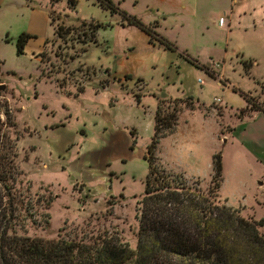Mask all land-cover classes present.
Returning a JSON list of instances; mask_svg holds the SVG:
<instances>
[{
  "label": "rangeland",
  "instance_id": "374dc122",
  "mask_svg": "<svg viewBox=\"0 0 264 264\" xmlns=\"http://www.w3.org/2000/svg\"><path fill=\"white\" fill-rule=\"evenodd\" d=\"M30 1L7 0L0 7V121L7 123L5 130L17 143L16 164L24 188L27 183L31 185L32 197L36 194L55 196L45 211L50 215L49 224L44 227L28 222L27 236L48 240L59 236L89 239L103 232H118L131 248H136L137 210L144 193L147 162L139 156L130 159L123 167L126 173L123 183L114 180L112 190L115 196L101 199L88 194L87 190L83 192L82 184L71 186L65 172L60 170L63 163L50 164L45 169V148L53 138H60L65 133L71 144L84 149L86 160L83 163L93 165L89 161L91 154L106 147L96 146L94 143H99L98 140H92L100 130L95 119L101 125L106 118L127 119L128 116L139 132L138 152L154 135V115L159 101L163 102V108L170 110L174 101L182 98L180 78L184 76H191L197 83L198 91L192 97L196 109L185 108L181 101L178 104L182 110L178 115L177 132L162 138L159 144L161 163L180 173L189 185L207 189L213 174V155L221 153L222 177L228 179L223 193L241 190L238 184L241 181L247 183L248 188L255 185L260 176L259 169L247 170L240 166L238 154L235 155L236 147L231 141L220 142L217 137L219 119L213 113L208 115L212 108L219 115L223 113L220 107L223 108L226 101L235 110L228 106V113L240 117V113L246 110L242 107L247 103L241 93L257 100L264 99V89L254 76L256 71L260 72L259 68L246 72L242 57L236 55L237 47L245 46L246 42L235 34L229 36L226 29L218 26L219 17L224 16L225 2L75 0L73 4L71 0H34L51 11L53 25L49 23L30 42L34 46H27L24 54L19 55L18 37L29 32L31 13L27 6L30 7ZM123 13L139 18L145 25L156 24L157 36L171 42L176 49H166L160 40L149 42L139 28L140 31L133 32L135 27H128ZM208 46L218 57L209 63L224 64L222 85L203 69H192L182 61L193 59L200 64L206 63L203 59ZM224 50L228 53L222 60ZM246 61L250 63L251 59L246 57ZM106 71L111 76H127L120 95L111 96L97 84L87 86L89 90L84 99H76L75 89L67 88L68 92H64L58 86L77 89L85 86L89 77H102ZM167 77L169 81H177L174 86H169V90L163 88ZM168 92L169 98L166 99L163 95ZM135 93L143 96L140 104L136 102ZM217 98L223 102L215 103ZM93 99L97 106L94 102L92 104L99 110L95 113L86 109ZM63 107L74 115L66 130L46 132L45 125L50 121L64 119ZM147 122L150 127L144 126ZM222 123V132H228L225 119ZM85 135H89L87 145L81 141ZM120 194L124 197L121 198ZM252 212L247 208L241 213L247 217ZM255 214V218L264 221V208H258ZM262 230L264 232V225Z\"/></svg>",
  "mask_w": 264,
  "mask_h": 264
},
{
  "label": "trees",
  "instance_id": "16d2710c",
  "mask_svg": "<svg viewBox=\"0 0 264 264\" xmlns=\"http://www.w3.org/2000/svg\"><path fill=\"white\" fill-rule=\"evenodd\" d=\"M71 2L74 4L75 0ZM123 18L128 25L144 31L149 42L160 40L166 49H176L171 42L157 36L156 24L145 25L126 13ZM31 37L28 33L18 37L19 55L24 54L25 44ZM188 60L215 75L210 67ZM244 67L247 70L246 62ZM241 94L247 102L242 114L264 111V100L259 102ZM180 101L185 108L196 109L193 98L187 97L176 99L170 110L163 108V102L159 101L155 112L154 135L146 148L148 173L137 210L139 227L135 249L118 232H103L89 239L59 236L48 240L27 236L28 222L44 227L49 224L50 215L45 211L55 196L32 197L31 185L27 183L24 188L16 164L17 143L5 130L7 123L0 121V264H264V221L244 217L240 209L220 199L221 153L213 155V174L207 189L189 185L180 173L161 163L159 144L176 130L182 110L178 106ZM108 205L112 206L111 201Z\"/></svg>",
  "mask_w": 264,
  "mask_h": 264
},
{
  "label": "crops",
  "instance_id": "0c3cea01",
  "mask_svg": "<svg viewBox=\"0 0 264 264\" xmlns=\"http://www.w3.org/2000/svg\"><path fill=\"white\" fill-rule=\"evenodd\" d=\"M7 0H0V7ZM187 3L189 0H180ZM194 2H200L201 0H193ZM204 2L210 3H221L225 2L222 14L224 16H220V18H224V22L222 25L218 24L220 28L226 29L229 36L232 34L240 37L246 45H240L237 47L236 55L242 57V62H246L248 64L246 72L250 73L252 68H259L260 72H255V80L257 83H260L262 90L264 89V0H203ZM19 2V1H18ZM27 8L30 10V27L29 34L32 36L29 41L25 44L24 52L27 46L31 45V41L36 39V36L41 33V31L48 26V24H52L51 20V11L48 10L47 6L43 4L37 3V1L31 0L30 7L29 4ZM182 8L186 9V5H182ZM53 25V24H52ZM135 27V26H128ZM133 32L137 33L140 31L137 27L132 29ZM146 35L149 40V36ZM47 41L45 44L47 45ZM30 43V44H29ZM45 45V46H46ZM216 46V45H214ZM171 50V49H170ZM215 50L209 46L205 49L204 59L206 63L200 64L201 66H208L214 69V77L217 78L218 84L222 85L224 80V71L225 67L223 65H219L215 67L214 64L209 63L215 62L218 60V57H215ZM260 52V55H258ZM227 50L223 51L221 55V59L224 60L227 54ZM246 57L251 59L249 63L246 61ZM199 58V57H198ZM245 58V59H244ZM200 59V58H199ZM253 60H255L253 62ZM184 63H187L191 66L192 69H198L197 66L193 65L191 62L182 59ZM204 62V61H202ZM224 62V61H223ZM253 62V63H252ZM253 66V67H252ZM220 67V68H219ZM244 67V66H243ZM245 69V67H244ZM199 70V69H198ZM191 72V70H188ZM104 76V77H103ZM102 77H89L85 86L77 87L67 86L62 87L60 89L64 92H68L69 88H73L76 90L75 98L76 99H84L85 95L89 88L88 85H102V89L105 93L115 96L120 91L123 90L127 76L118 77L117 75L111 76L108 75L106 71ZM177 81H169V77L166 78L164 82L163 88L169 90V86H174ZM180 83L182 86V98L185 99L187 97H194L197 93V83L193 80V78L184 76L180 78ZM228 89L230 86H227ZM68 88V89H67ZM95 87L93 86L92 89ZM67 89V90H66ZM264 92V90H263ZM72 95V93H69ZM95 96H99V93H95ZM166 99L169 98L168 95H163ZM134 97L138 104L142 101V94L135 93ZM179 99V98H178ZM218 99V98H217ZM262 99H258L259 102ZM97 102L93 99L89 104L86 105L87 111L98 112L99 110L96 108ZM223 101L215 103H222ZM224 107L222 109L223 113L218 114L215 108H212L211 111L208 112V115L211 113L215 114L216 118L219 119L217 127V137L220 138V142L228 143L231 141L234 147H236V154H238L237 160L240 166L245 167L247 170L259 169L260 176L258 177L255 185L253 187L248 188V184L244 182H239L238 184L241 187V190L238 191H228L227 193H223L226 183H228V179L223 180L221 185L220 194L222 201H225L226 204L230 207L240 209L241 212L243 209L250 208L252 210V214H248L247 217L253 216L256 217L255 211L258 208H264V111H249L246 114L240 113V117L237 115L231 116L228 113V103L225 101ZM231 110H234L232 106H229ZM65 112L64 119L60 121L52 120L47 125H45V131H60L66 130L67 126L70 124L73 113L70 109L63 107ZM247 108V103L244 107ZM48 109V108H46ZM97 110V111H95ZM238 110V109H237ZM235 111V110H234ZM54 113V112H53ZM210 113V114H209ZM236 113V112H235ZM49 114V113H48ZM54 117V114H51ZM96 117V114L94 115ZM155 116V115H154ZM127 119H116L114 118H106L101 125H99V121L95 119V124L100 127V130L94 134L92 137L93 141L99 142L94 143L96 146H106L103 148V151H95L89 157V161L93 165H85L83 162L85 159L84 149L80 146H75L71 144V140L69 137L64 136V134L58 138H53L52 141L48 143V147L45 148V156L46 161L43 164L45 169L51 166L50 164L63 163L61 166L62 172H65L66 177L70 183V185L82 184L84 186L83 192H88V194L92 196L101 197V199L115 196L112 190V186L114 184V180L123 183L124 175L126 174L123 171V167L127 166L130 159H134L136 156H139L145 160L146 148L150 144L151 138L148 139V144L143 149H139L136 152V145L139 136V132L135 127L134 123ZM225 119V124L228 126L229 131L226 133L222 132V122ZM228 119V120H227ZM155 121V120H154ZM155 124V123H154ZM145 127H150V123H145ZM177 128V127H176ZM177 132L175 130L173 135ZM87 135H85L84 139H82V144L87 145L88 143ZM98 138V139H97ZM85 149L87 146L84 147ZM146 161V160H145ZM87 162V161H86ZM87 162V164H91ZM56 170L59 168L54 167ZM243 188V191H242ZM100 201V200H99ZM257 219V218H255Z\"/></svg>",
  "mask_w": 264,
  "mask_h": 264
},
{
  "label": "built area",
  "instance_id": "2783aa9c",
  "mask_svg": "<svg viewBox=\"0 0 264 264\" xmlns=\"http://www.w3.org/2000/svg\"><path fill=\"white\" fill-rule=\"evenodd\" d=\"M224 22V18H220L219 19V24L222 25ZM215 67H218L219 65L218 64H214ZM215 102H220V99H215Z\"/></svg>",
  "mask_w": 264,
  "mask_h": 264
}]
</instances>
